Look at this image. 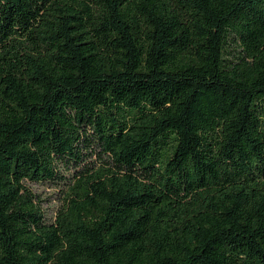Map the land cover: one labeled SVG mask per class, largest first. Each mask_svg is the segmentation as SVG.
I'll return each mask as SVG.
<instances>
[{"label": "trees", "instance_id": "16d2710c", "mask_svg": "<svg viewBox=\"0 0 264 264\" xmlns=\"http://www.w3.org/2000/svg\"><path fill=\"white\" fill-rule=\"evenodd\" d=\"M0 264H264V0H0Z\"/></svg>", "mask_w": 264, "mask_h": 264}, {"label": "rangeland", "instance_id": "374dc122", "mask_svg": "<svg viewBox=\"0 0 264 264\" xmlns=\"http://www.w3.org/2000/svg\"><path fill=\"white\" fill-rule=\"evenodd\" d=\"M90 150L91 149H84L85 156H87L86 160H88V162H97L98 156H100L99 153L96 154L94 151ZM63 172L66 174L68 173L65 170H63ZM31 185L39 198V203L44 211L46 219L52 220L57 208L62 202V192L49 182H32Z\"/></svg>", "mask_w": 264, "mask_h": 264}]
</instances>
